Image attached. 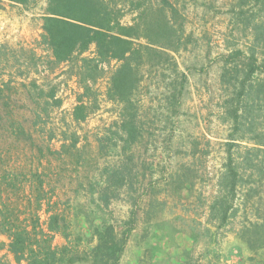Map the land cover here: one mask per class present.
I'll return each mask as SVG.
<instances>
[{
    "label": "rangeland",
    "instance_id": "obj_1",
    "mask_svg": "<svg viewBox=\"0 0 264 264\" xmlns=\"http://www.w3.org/2000/svg\"><path fill=\"white\" fill-rule=\"evenodd\" d=\"M105 1L125 25L144 9H161L180 38L178 50H168L159 62L143 56L128 104L107 95L118 61L96 69L81 61L95 56L93 44L69 61L53 63L40 42L47 0H0L2 196L23 202L29 182L41 180L50 206L69 222V245L79 250L94 245V225L107 221L122 230L132 212L135 220L119 264H264V254L240 251L236 238L264 203V181L258 185L255 172L252 177L242 168L245 147L254 145L249 138H264V101L249 104L242 124L233 130L226 99L233 89L232 74H237L234 66H243L246 57L225 59L236 50H253L257 62H264V0ZM256 25L261 27L257 37ZM88 71L96 78L85 91L79 77ZM179 72L186 80L177 94ZM257 78H264V67ZM80 99L86 116L74 120ZM128 112L135 115L133 143L125 141L119 126ZM228 141L238 145L233 150L243 180L227 223L219 227L209 206ZM119 171L123 183L105 191L107 178L118 182ZM184 171H189L187 179ZM45 199L38 210L43 228ZM3 241L7 243L0 235ZM66 242L53 235V245ZM0 258L18 264L6 246L0 247Z\"/></svg>",
    "mask_w": 264,
    "mask_h": 264
},
{
    "label": "trees",
    "instance_id": "obj_2",
    "mask_svg": "<svg viewBox=\"0 0 264 264\" xmlns=\"http://www.w3.org/2000/svg\"><path fill=\"white\" fill-rule=\"evenodd\" d=\"M11 1L26 3L27 0ZM161 12H163L161 9L148 8V11L144 9L138 13L132 24L125 25L118 20L115 11L105 0H47L42 17L40 42L50 50L55 64L69 61L75 53L81 55L92 44L95 47V56L81 58L83 63L91 62L96 69L100 63L118 61L119 65L110 77L107 95L112 100L128 104L138 86V68L143 56H146L148 61L157 58L156 62H159L160 57L166 55L168 50H178L180 38L176 29L172 26L171 20ZM254 31L256 37L259 36L261 27L254 26ZM262 32L264 33V27ZM138 39H145L146 44L135 43ZM239 54L245 55L246 58L242 62L243 66L238 67L237 64L234 66L237 74L231 76L235 82L229 81L232 82L233 89L226 99V112L232 117L234 131L242 124L241 119H245L249 104H254L256 100L264 101V94H260L261 87L264 86V78H257L264 67V62H257L253 50L247 54L242 50H236L229 53L225 59L229 62ZM174 67L176 68V65ZM86 73L79 77L85 91L89 90V81H94L96 78L91 71ZM177 74L179 77L177 94H180L186 75L180 72ZM174 97L173 93L172 98ZM86 108L87 106L80 99L72 113L74 120H83L86 116ZM119 126L126 133V142L136 141L134 113H126ZM257 136L260 139H257ZM249 140H252L254 145L245 147L242 168L244 171L249 170V176L252 177L254 173L251 172H255L257 176L253 181L262 185L264 138L258 134L256 137H250ZM75 142L74 138L72 145H75ZM226 146L224 169L218 177L216 195L209 206V214L211 218L218 220L219 227L227 223L230 216L228 211L232 207L231 201L243 180L238 170L240 163L233 150L238 145L234 141H228ZM119 173L121 176L118 182L112 181L110 176L107 178L105 191L112 185L119 187L123 183L124 177L121 171ZM109 174L115 176L116 171H110ZM188 175L189 171H184L182 177L185 176L184 178L187 179ZM3 184V181L0 182V235L7 239V243L1 242L0 247L6 246L16 263L20 264L22 261L25 264L120 263L135 220L132 212L123 225L128 227L122 230H118L115 224L107 221L94 225L91 236L95 241L94 245L79 250L69 245V222L63 213L50 206V197H47L41 180L37 184L29 182V192L23 202L10 200L7 194L3 197ZM44 199L48 211L45 228L40 225L38 215ZM257 211L256 220L243 224L238 230L237 247L240 251L262 255L264 254V203L262 207H257ZM57 233L66 239L65 244L53 245V235ZM0 264L7 262L0 258Z\"/></svg>",
    "mask_w": 264,
    "mask_h": 264
}]
</instances>
